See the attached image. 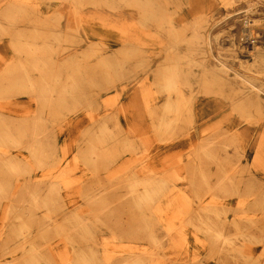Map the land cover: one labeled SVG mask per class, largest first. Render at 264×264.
I'll use <instances>...</instances> for the list:
<instances>
[{
  "label": "rangeland",
  "instance_id": "1",
  "mask_svg": "<svg viewBox=\"0 0 264 264\" xmlns=\"http://www.w3.org/2000/svg\"><path fill=\"white\" fill-rule=\"evenodd\" d=\"M4 136L0 160L19 155L25 171L0 164V264L113 263L92 245L139 244L115 228L82 243L71 226L130 214L147 221L146 243L185 198H214L211 225L223 208L232 218L240 181L214 185L222 152L244 155L254 197L264 180V0H0Z\"/></svg>",
  "mask_w": 264,
  "mask_h": 264
},
{
  "label": "bare ground",
  "instance_id": "2",
  "mask_svg": "<svg viewBox=\"0 0 264 264\" xmlns=\"http://www.w3.org/2000/svg\"><path fill=\"white\" fill-rule=\"evenodd\" d=\"M262 61L263 60H261V62ZM222 68L225 71L224 73H228L229 71L235 72L234 70L228 68L223 62ZM235 73L237 76L239 75L237 72ZM251 81L252 84L255 83L253 80ZM256 102L257 99L255 103ZM255 105H259V103ZM11 111L13 110L9 109L8 113H11ZM37 137L38 136L33 137L34 139L36 138L35 141H37ZM1 138L7 137L4 136L0 137V139ZM30 143L31 141L29 142V146ZM33 145L30 148H32ZM38 145L40 146L42 144L38 143ZM222 153L223 155L220 159V171L221 175L225 174L226 176L222 175L217 181H215L214 185L217 188L219 184H222V182L224 183L228 179L232 178L237 182L240 181L235 186L234 199L230 202V204H234V211L233 214H231L232 218H229L230 215L227 213L229 209L223 208V211L219 217H215L213 225H211L209 222L211 221V217L209 215H203L202 208L207 204L212 203L214 198H210L208 201H205V199L202 198H197L195 200L185 198L183 201L185 208L183 216L172 215L166 221V228L164 231L152 229L155 232H146V243H143L141 240L144 236L142 231L143 224L146 222L148 227L147 221L140 220V218L133 217V215L130 214H128L127 217L119 218L102 217V220L98 223L96 222L95 224L88 223L89 219L85 221V219H87L85 218L71 226L73 229L71 230V232H73L72 235L79 237L83 243V238L85 237L93 236L95 233L98 234L101 230H105L107 228H115L116 230L109 232L114 235V238H119L120 240L129 238V243L134 245L139 244L136 248L127 246L125 249L115 248V250L113 249L114 244H111L112 242H102L104 244L103 246H97L96 244H93L92 246L94 247H101L99 253L95 255L96 258H99V260H103L104 262H113L110 264H115V260H121L123 262L128 261V263L133 264L136 262L138 264H264V209L262 207L256 210L259 213V218L256 221L253 220V217H255L253 214L255 211L253 209V204L256 203L257 197L261 198V195H264V180L261 179L262 181L259 183V191H257L255 198L250 190L240 187L241 170L245 167L243 164L244 155L236 154L235 152ZM8 156L10 159L5 155V158H1L0 160V164L2 165L0 166L3 167L6 172L9 171L14 173L25 171V169L21 170L18 166L14 165L23 162V160L19 158V155L15 156L11 154ZM12 157L18 158V161L14 162L11 160ZM6 164H8V168H6ZM232 164H235L236 167L230 169L229 166ZM37 167H40V165ZM261 172L262 169H256V177H258ZM0 174V183H2V181L8 180L9 175H7L5 172ZM33 187L36 188L38 186L36 185ZM37 190L38 189L35 190L33 188L30 189L28 194L30 201H35L40 196V193ZM207 192H209L211 195L216 194L215 190L210 191V189H208ZM90 197H95V194H90ZM87 200L88 199H84L83 202L89 203ZM23 201L26 202L27 200ZM75 208H73L72 211H77ZM178 218L182 219L181 225H179V228H175V221ZM184 222H187L186 227L182 226ZM255 222L258 224L256 223L254 225ZM188 225H191L192 230L187 228ZM89 226H92V228ZM48 227L49 226H45V228ZM228 227L233 228L229 229ZM70 239H72V241L69 242L71 247L80 246L82 244L78 243L77 240H74L72 237H70ZM108 246H111L110 248L112 249H109ZM68 252L66 251L65 254H63V257L67 256ZM121 252H125L124 256H122V254H117ZM50 253L51 251L47 250L48 256ZM93 259L94 256L92 257L91 261Z\"/></svg>",
  "mask_w": 264,
  "mask_h": 264
}]
</instances>
